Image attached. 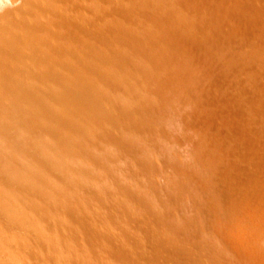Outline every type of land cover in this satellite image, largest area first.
I'll list each match as a JSON object with an SVG mask.
<instances>
[{"label": "bare ground", "instance_id": "6f19581e", "mask_svg": "<svg viewBox=\"0 0 264 264\" xmlns=\"http://www.w3.org/2000/svg\"><path fill=\"white\" fill-rule=\"evenodd\" d=\"M262 150L264 0H0V264H253Z\"/></svg>", "mask_w": 264, "mask_h": 264}, {"label": "rangeland", "instance_id": "374dc122", "mask_svg": "<svg viewBox=\"0 0 264 264\" xmlns=\"http://www.w3.org/2000/svg\"><path fill=\"white\" fill-rule=\"evenodd\" d=\"M255 150L259 152V149ZM257 151L255 152L258 153ZM263 152L264 150L260 151L262 155ZM260 186L261 194L264 197V179ZM246 206L248 207H245L243 213H240L241 218L238 216L236 221H233L234 229L228 234V237L234 245L233 248L237 251H242L244 254L249 250L256 254L253 264H264V199L257 207Z\"/></svg>", "mask_w": 264, "mask_h": 264}, {"label": "clouds", "instance_id": "9594fccd", "mask_svg": "<svg viewBox=\"0 0 264 264\" xmlns=\"http://www.w3.org/2000/svg\"><path fill=\"white\" fill-rule=\"evenodd\" d=\"M13 5L8 4L5 7V11L10 10ZM47 7V6H44ZM5 63H7V34L5 35ZM5 104L7 105V98H5ZM4 255H5V262L4 264H11L14 258L10 257L9 255V248H8V241H7V233H5V242H4Z\"/></svg>", "mask_w": 264, "mask_h": 264}]
</instances>
